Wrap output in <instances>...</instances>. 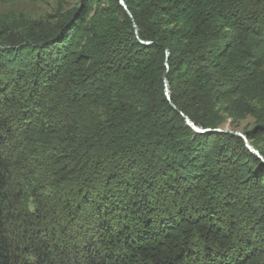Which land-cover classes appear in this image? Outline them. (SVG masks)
I'll return each instance as SVG.
<instances>
[{
	"label": "trees",
	"instance_id": "1",
	"mask_svg": "<svg viewBox=\"0 0 264 264\" xmlns=\"http://www.w3.org/2000/svg\"><path fill=\"white\" fill-rule=\"evenodd\" d=\"M60 1L0 15V264H264V161L214 132L264 159V0Z\"/></svg>",
	"mask_w": 264,
	"mask_h": 264
},
{
	"label": "rangeland",
	"instance_id": "2",
	"mask_svg": "<svg viewBox=\"0 0 264 264\" xmlns=\"http://www.w3.org/2000/svg\"><path fill=\"white\" fill-rule=\"evenodd\" d=\"M8 4L4 5L0 9V15L4 17L9 23L32 20V19H49L54 16L56 12L72 8L76 2L60 0H11ZM1 26V25H0ZM256 126V120L253 117H246L240 121L237 129L234 131L249 132L253 131ZM231 130L229 125H225V128ZM262 160V159H260Z\"/></svg>",
	"mask_w": 264,
	"mask_h": 264
},
{
	"label": "water",
	"instance_id": "3",
	"mask_svg": "<svg viewBox=\"0 0 264 264\" xmlns=\"http://www.w3.org/2000/svg\"><path fill=\"white\" fill-rule=\"evenodd\" d=\"M120 3L124 6V8L126 9L127 13H128V16L130 17L133 25H134V29H135V33L138 34V29H137V26L135 24V21H134V18L131 14V12L127 9V6L125 5L124 1L123 0H120ZM138 37V36H137ZM139 38V37H138ZM140 42L143 44V45H150L151 43L150 42H144L142 40H140ZM168 55H169V52H168ZM167 68H169L168 64H167ZM164 85H165V93H166V96H167V99L168 101L171 102V90H170V87H169V84H168V75L165 74L164 75ZM171 106L173 109L176 110V112H179L181 114V116L184 118L186 124L188 126H190L196 133L198 134H203V133H206V132H210L211 130H205V129H202V128H199L198 126H196L188 117H186L185 114L181 113L174 104L171 103ZM214 132H218V133H229V134H232V135H235V136H238L240 138H242L248 149L251 151V153H253L254 155L258 156L260 159H263L262 155L260 154V152L255 149L254 147H252L246 137V135H244L242 132L240 131H234V130H228V129H217V130H214Z\"/></svg>",
	"mask_w": 264,
	"mask_h": 264
}]
</instances>
